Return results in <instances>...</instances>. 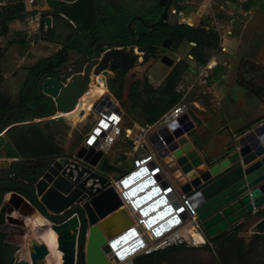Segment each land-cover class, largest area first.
Returning a JSON list of instances; mask_svg holds the SVG:
<instances>
[{
    "label": "water",
    "instance_id": "obj_1",
    "mask_svg": "<svg viewBox=\"0 0 264 264\" xmlns=\"http://www.w3.org/2000/svg\"><path fill=\"white\" fill-rule=\"evenodd\" d=\"M185 1L159 0L157 7L163 9V13L157 22L148 23L154 19L139 15L130 19L129 42L101 40L96 43L92 58L83 59L65 73L41 76L37 83L38 95L51 106V111L40 115L20 108L12 109L5 115L0 135L6 132L7 120L15 113H25L32 122L64 117L75 110L90 83L102 88L109 84V89L120 96L121 81L117 78L107 81V70L126 73L134 69L140 59L139 50H135L136 40L151 34L159 24H167L172 10L181 12V4ZM170 6L173 8L169 13ZM57 16L68 20L50 6L49 11H41L32 21L41 30L46 26L47 31H56L52 21ZM46 36L48 34H37L34 38L39 40ZM163 46L171 48L172 41L166 39ZM100 48L104 50L99 52ZM160 59L168 67L175 63L167 55ZM189 117L162 127L150 136L164 172L195 209L208 240L240 226V236L247 233L264 235V123L236 133L230 143L209 155L193 139L197 128L193 122L180 127ZM196 122L200 125L198 119ZM114 150L112 147L109 153ZM108 157L102 151L82 147L53 161L30 165L33 172L28 175L16 158H0V172L5 170L6 175L17 173L24 177V182L0 184V190L7 191L0 206V228L7 235L6 243L16 239L17 245H23L25 241H19L17 237L21 236L23 240L33 234L27 222L40 217L45 224L36 231L40 235L46 230L56 233V251L62 254L61 264H117L108 239L129 228L132 220L112 179L113 174L122 175L125 170L112 165ZM155 190L157 196L163 194L158 201L166 203L164 195L171 190ZM148 195L140 201L154 198L149 199ZM167 209L172 213L175 211L170 207ZM150 210H157V207L151 206ZM163 212L150 220H158ZM167 224L168 221L162 224V231L170 228ZM50 255L46 243L33 239L29 257L26 254L18 261L14 260V264H47Z\"/></svg>",
    "mask_w": 264,
    "mask_h": 264
},
{
    "label": "trees",
    "instance_id": "obj_2",
    "mask_svg": "<svg viewBox=\"0 0 264 264\" xmlns=\"http://www.w3.org/2000/svg\"><path fill=\"white\" fill-rule=\"evenodd\" d=\"M12 1L15 3L2 6L0 9V37L7 36L10 23L16 20L24 22L27 16L35 14L26 11L23 1ZM69 1H72V3L67 4L61 0H52L50 3L57 13L65 14L77 25L91 24L94 20H98V24H100V26L98 25L99 32L94 43L108 34L106 33L104 36L100 34L102 22H106L112 27L114 30L112 34L115 35L116 39H127L130 41L127 25L133 16L125 13L124 16L109 17L106 21H102L101 19L99 20L98 16L96 17L93 0ZM188 8L186 13H194L198 10L197 6ZM155 9L159 10L158 7H155ZM170 25L172 27L159 24L152 30L151 34L141 36L136 40L135 46L139 52L143 53V66L148 65L151 60L154 61V59L160 58L161 55L158 53L160 49L165 48L163 42L166 39L172 41V44H174L173 49L177 48L181 43L188 42L191 49L189 55L193 57L197 66L206 65L211 58V53L219 48V36L211 28L206 29L203 26L193 28L178 22L175 24L170 23ZM15 42L22 47L29 48L26 37L10 41L8 46L12 47ZM1 53L4 54V50ZM1 53L0 58L3 57ZM60 59V56L56 54L38 61L35 66L28 69V76L22 86V90L19 92L21 102H13L11 95L5 94L0 90V127L3 124L5 115L12 109L20 108L25 111L35 112L40 108L44 100L38 95V80L42 74L50 72L52 68L57 67ZM190 69L189 60L182 59L176 62L168 76L158 87L150 83L145 73L142 79H137L130 83L124 92L121 90L123 99L125 97V116L123 117L124 124H122V128L129 121H135L139 125H153L158 122L165 113L180 102L182 96L177 92V86ZM249 90L254 98L264 100V86L256 87L252 85L249 86ZM31 96L33 97V102L29 105L27 102ZM62 121H64L63 118L32 122V119L27 117L25 113L12 114L6 124V128L9 130L5 135L0 136V147L4 146L6 150L5 154L7 157L5 158L22 159L26 164L32 165L63 157L66 152L57 140V135L60 131L58 123ZM80 134L79 142L84 135ZM77 147L75 150H77ZM6 193V190H0V206ZM241 229L242 226L236 227L232 232H228L219 238L209 239L212 246L204 245L202 249L215 250L216 264H264V261H261L264 258V235H253L247 243V240L240 236ZM6 237L7 235L0 231V264H14L13 258L16 252L9 248L10 245L6 243ZM185 248L186 246H177L156 252L147 257H138L134 264H159L164 261L169 263L170 256ZM192 249H195V247H192Z\"/></svg>",
    "mask_w": 264,
    "mask_h": 264
},
{
    "label": "crops",
    "instance_id": "obj_3",
    "mask_svg": "<svg viewBox=\"0 0 264 264\" xmlns=\"http://www.w3.org/2000/svg\"><path fill=\"white\" fill-rule=\"evenodd\" d=\"M1 1L2 0H0V7H2ZM50 1L52 0H47V3L45 5H39L37 3V0H35V4L31 5L32 6L31 8L25 5V9L28 13H35V14L27 16L24 22L20 20H16L10 23V25L11 24L14 25L13 26L14 29L9 28L7 36L0 37V38H4L3 40H6L9 36H13L14 40H18L20 37H26V41L28 43L29 48L26 49L27 51L25 52V55L24 52L20 53V56L23 57L21 58L22 60H17V59L8 60V63L12 64L13 62L15 64L16 69L20 68L21 66H23V64H25V62H28L30 60H31L30 62L31 66H33L37 62L35 61V59L40 57L41 55L42 57H40L39 60L46 59L49 57L50 52L48 53V51L51 47L46 41L47 36L39 40H35L34 38V35L37 34L41 36L47 34L48 33L47 27L45 26L44 29L41 30L40 27L37 24L33 23L32 20L33 17L37 16V14H39L41 11L43 10L49 11L50 6L54 8L51 5ZM112 1H114L118 6H122L123 3H125V1L123 0H112ZM12 3L15 2L9 0L8 5ZM66 3L70 4L72 2H66ZM188 4L189 5L184 7V9L182 10L183 13L184 11L186 12L187 8L190 6H197L198 10L201 7L200 4L198 5V3L188 2ZM109 5H110L109 0H98L96 17L98 16L99 20L101 19L102 21H106L107 18L111 17L110 15L111 8ZM127 7L129 8V6ZM249 8H250L249 0H231V4L227 6L226 11H222L218 13L222 27V31H221L222 38L221 35L211 27V22L210 20L207 19V15L208 13H210L209 11L207 13H204L203 16L201 15L196 16V14H193L196 16V19L181 18L179 21V24H186L193 28H198L200 26H203L206 29L211 28L215 33H217L220 40L219 48L211 53V58H210L211 60L213 57H215L216 60L219 62V66L214 71L213 76L205 86L198 87L191 93L188 99V103L190 106V115H189L190 117L183 121V124L185 125H187V123L193 122L194 125L197 126L196 131L193 135V139L195 143L203 151H205V153L209 155H213L217 153L218 151L221 150V148H223L225 145L230 143L232 137L236 133L242 132L249 127H256L259 123H264V100L254 98L249 90V86L252 85H255L256 87L264 86L261 85L263 84L262 80L264 79V63L261 64L259 63V60H257L258 58L257 43L251 49L249 47L246 48V46L248 45L244 44L243 46L244 48L242 47L240 49L241 50L240 52L244 54L243 55L244 59L242 61H241V56H239L240 52L238 49L239 44L242 42V36L240 35L243 34L244 31H246L247 27L250 24L249 21L246 20V18L250 17L251 16L250 14L254 12L253 9L250 10ZM126 12L127 10H125V12H122V16H124ZM59 14L63 15L70 22V24H68L69 26H67L68 28H66L60 24L62 23L63 20L65 21L66 19L60 17L58 18L54 17L52 24H53V28L54 27L56 28V31L53 30V32L59 33L62 36V34L66 35L69 29H71V27H74V24H72L73 21L70 20L65 14L63 13H59ZM139 16L152 19V17L147 16V13L145 15L140 14ZM174 16L176 15L172 16L170 14L169 19H171ZM169 19L167 20V24H169L168 23ZM151 22H153V20ZM240 23H242L243 28ZM103 25L104 22H102L101 24L102 31H103ZM223 29H225V31H223ZM29 34H31L32 36H29ZM224 34H227L228 37H231L226 44L224 43L223 40ZM221 45L224 48H226L225 52L221 51ZM135 50L138 51V48L136 47ZM139 53H140L139 54L140 59L138 62L142 64L143 53L141 52ZM220 55L224 57L223 60L219 59ZM3 57L1 59H3ZM28 58H30V60ZM189 58L193 60L192 56H189ZM159 62H161V59ZM190 65H191V69L189 72L185 74V77L182 81H190L194 78L195 68L197 67V65L195 64V62L190 63ZM31 66H28L27 70ZM172 67L170 68L172 69ZM217 70H222L221 76L220 77L218 76L220 79L216 77ZM145 72L146 74L149 72L148 67H146ZM2 79H5L4 75ZM162 82L158 83L156 86L153 85L151 82L150 83L153 86L158 87L159 85L162 84ZM254 83H256L257 85ZM120 97H122L123 99L122 92ZM78 105L79 103L77 104V106ZM81 109H82L81 106H79L75 112L65 116L70 118H78ZM196 119L199 120L200 125H197ZM139 126H141L139 125V123L135 121H129V123H127V125L123 128L124 134L121 140L115 146V150L111 153H109L110 150L104 152L106 156L107 155L110 156V158L109 157L108 158L111 159V164L123 171L126 169L118 161L115 162L114 154L116 152L117 147L120 145H123L128 149L132 148L131 140L133 134L136 132ZM8 130L9 129H7L6 132ZM6 132L3 135H5ZM5 153H6L5 147L4 146L0 147V158L7 157ZM139 155L140 158L144 155V153L140 152ZM130 162L132 163L131 159ZM159 164H161L160 160H159ZM160 173H162V171H160ZM162 176H164L168 182L170 180L172 185L175 183L171 179V177L167 175V173L166 174L163 173ZM174 185H173L174 187L173 192L175 191L176 194H179V192L177 191L178 188L175 187ZM30 228L32 229V227ZM32 231L34 230L32 229ZM34 235L35 236L33 237H35L36 240L39 239L35 233ZM243 236L244 234L241 237ZM252 236L250 235L249 239L245 237L243 238H245L248 243ZM21 257H18V259L20 260ZM263 260L264 259H262L261 261ZM54 264H58V262Z\"/></svg>",
    "mask_w": 264,
    "mask_h": 264
},
{
    "label": "built area",
    "instance_id": "obj_4",
    "mask_svg": "<svg viewBox=\"0 0 264 264\" xmlns=\"http://www.w3.org/2000/svg\"><path fill=\"white\" fill-rule=\"evenodd\" d=\"M8 2L9 0H2L1 5L7 6ZM28 2L30 5L35 4V0H28ZM188 2L190 1L187 0L183 2L181 7L184 8L189 5ZM230 4L231 0H207L206 6L210 12L207 15V19L210 20L211 27L220 35L222 27L218 13L226 11L227 6ZM175 14L182 15V12L174 9L172 10L171 15ZM221 51H226V48L222 45ZM218 66L219 62L215 57H213L208 64L197 66L195 68L194 78L190 81H181L177 86V92L182 96L180 102L165 113L155 124L139 126L133 134L131 140L132 151H125L123 153L125 158L131 159L134 166L131 170H125V173L120 175L119 180L114 181L113 185L120 192L124 201V207L128 211L132 223L129 228H125L112 238L108 239V246L112 254L117 259V264H134L138 257L149 256L156 252L177 246L201 247L206 244H211L198 222L195 209L191 207L181 193L176 194L175 191L173 192L174 187L170 180L168 182L167 179L162 176L163 173H166L164 172L161 164H159L158 152L153 148L150 136L153 133L158 132L162 127H168L173 122L179 121L190 115L188 99L191 93L198 87L205 86L213 76V73ZM106 77L108 81V79L112 78V75L107 74ZM92 85L93 84L90 83L88 91L81 97H86L87 100L82 103V109L79 113V119L81 120L78 121L84 125L90 118L89 123L91 124V129L82 136V140L79 143L77 150L82 147H86L87 149L94 150L95 152H107L112 147L117 145L124 134V129L122 128L123 117L125 116L124 100L122 97L116 95L114 91L109 89V84L106 89L97 85ZM92 87H95L98 90V94L94 97L90 94ZM183 125L184 124H181L180 127ZM140 152H143L144 155L140 158H136V154H139ZM16 161L18 164L22 163L21 159L16 158ZM142 167H145L147 175L140 180L133 181L132 177ZM160 171H162V173H160ZM13 176L15 177V174H13ZM150 179L153 182L152 186L145 189L140 188L141 185L145 184V182ZM22 181L24 180L21 179V181H16V183ZM124 183L130 185L125 188ZM120 184H123V193L119 190ZM152 188H156L161 192L171 191L164 195L167 200L165 206H159L157 210L149 211L150 207L154 205V202H158L159 197L163 195L160 194L149 201L141 202L140 200L144 199V197L152 192ZM133 190H136L137 193L136 196L131 198L135 200L131 201L126 198V195L130 194ZM138 202H141L142 204L136 205ZM135 205L139 206V210L134 207ZM167 207L178 211H174L171 218L173 216H179V225L174 226L176 228L170 230L167 229V231L162 234L150 230L152 227L149 228L147 226V219L149 217H156L158 215H156V213L164 211ZM140 210L144 211L145 214H149L143 215ZM179 211L184 212V214L180 215L181 213ZM189 226L195 227V231L204 238L203 244H198L190 233L183 232V229H186ZM127 236L129 239H126V241H129L124 243L123 239ZM113 245L117 246L118 249L114 250L115 248H113ZM127 247H130L129 251H131H128V254L125 255L124 258L119 257L118 252L127 249Z\"/></svg>",
    "mask_w": 264,
    "mask_h": 264
},
{
    "label": "rangeland",
    "instance_id": "obj_5",
    "mask_svg": "<svg viewBox=\"0 0 264 264\" xmlns=\"http://www.w3.org/2000/svg\"><path fill=\"white\" fill-rule=\"evenodd\" d=\"M19 1H23L25 3V5L29 8L32 7L29 4L28 0H19ZM189 1L192 3H198V5L199 4L201 5L198 12L197 13H186L184 11V13H183L181 11L182 15H176V16L172 17L171 19H169L171 24H175L177 22L179 23L181 18L196 19V16H198V15L203 16L204 13L208 12L209 9L206 6L207 0H189ZM37 3L39 5H45L47 3V0H37ZM125 3L127 4V6H129V8L126 6V10H127L126 13L129 16H134L136 14L145 15L147 13V16L152 17L153 19H158L160 17L159 16L160 9L159 10L155 9V7L157 6L156 0H126ZM249 4H250L249 9L250 10L253 9L254 12H252V14H250L251 15L250 17L246 18V20L249 21L250 24L247 27L246 31H244V33L240 35V36H242V42L239 44L238 49L240 52L241 51L240 49L244 46V44L248 45V46H246V48L249 47L251 49L257 43V46H258V49H257L258 50V52H257L258 58H257V60H259V63L263 64L264 63V0H250ZM193 14H196V16ZM169 21H168V23H169ZM170 23L169 24L163 23V24L172 27V25H170ZM60 24L63 25L62 23H60ZM240 24L242 25V23H240ZM13 26L14 25L9 24V28L14 29ZM242 28H243V25H242ZM223 31H225V29H223ZM109 32H114V30L112 29V27L110 25H108L106 22H104L103 31L101 30L100 34H102L104 36L106 33H109ZM108 35H111V34H108ZM111 37L115 38V35L112 34ZM230 38L231 37H228L227 34H224V37H223L224 43L226 44L228 42V40H230ZM3 39L4 38H0V49H1L0 53H1V51L4 50V54L1 53L2 56H4V57H3V59L0 58V90L5 94L11 95L12 101L18 103V102H21V100H20L21 97H20L19 92L22 90V86H23V84L27 78V75H28L27 68H28V66H31V63H30L31 60H30V58H28L30 61L25 62V64H23V66L16 69L15 64L13 62H12V64L8 63V60L9 59L22 60L21 58H23V57L20 56V53L24 52V55H25V52L27 51L26 50L27 47H22L17 42H15V44H13L12 47H9L8 43L10 41L14 40L13 36H9L6 40H3ZM73 42H75V39L72 41V43ZM173 45L174 44H172L171 48H169V49H166V48L160 49V51L158 53L161 55L160 58L164 55H167L175 61V64H176V62H178V59H180V60L186 59L187 61L190 60V63L194 62L192 59L189 58V56H190L189 52L191 49H190V45L188 42L181 43L175 49H173ZM61 47L62 46H60L59 44H55L54 46H51V48L48 51V53L50 52L49 56L53 53L61 51ZM236 53H238V52H236ZM43 55H45V54H43ZM243 55L244 54L240 52L239 56H241V61L244 59ZM40 57H42V55ZM40 57L36 58L35 61L38 62ZM160 58L158 57V58L154 59V61L151 60L149 62V64L145 65V66H143L140 62H138L136 64L135 68L132 69L128 74L129 83L127 82V85L132 83L134 80L142 79V76L145 75V73H146L145 72L146 67H149V66H150L148 68L149 72L146 74L149 77L148 78L149 81L155 86L158 83L164 81V79L170 73L171 68L167 67L162 62H159ZM223 58L224 57L220 55L219 59L223 60ZM221 73H222V70H217L216 71V74H217L216 77H218V76L220 77ZM3 75L5 76V79H2ZM262 81H263V84H261V85H264V79ZM254 84H256V83H254ZM32 98H33L32 96L28 98L27 103L29 105L32 104V102H33ZM123 100H125V97ZM59 117H61V116H59ZM58 119L59 118L54 119V120H58ZM63 119H64V121L58 123V125L60 127V131L58 132L57 140L60 143V145L64 147V150L66 152L65 155H70L74 151H76L75 149H76L78 142H79V136L81 135L80 133L86 134V132H88L91 129V124L89 123L90 118L87 122H85L84 125L82 123L78 122L81 120V119H79V117L78 118H70V117L64 116ZM91 120H92V118H91ZM125 151H132V149L131 148L128 149L127 147H125L123 145L118 146L116 149V152L114 154V160H115V162L118 161L119 163H121L126 170H131V169H133L134 165H133V163L130 162V158H125L123 156V153ZM139 154H136L135 157L139 158V156H140ZM24 163H25L24 160H22V163L19 165H21V167L25 168V174L28 175L30 173L29 172L30 168L28 166H26L28 164L24 165ZM13 174H15V177L13 176ZM119 177H120V175H118V174L112 175V179L114 181H118ZM21 179H24V177H22L21 175H19L17 173H10L9 175H6L5 170H3V172L2 171L0 172V182L16 183V181H21ZM22 182H24V181H22ZM28 223L30 224L31 221H28ZM0 231H2L1 228H0ZM33 232L35 233V231H33ZM34 233L29 235V237H27V238H23V240H22L21 236H18L17 238L19 241H25V243L21 246L17 245L16 239L11 240L9 243V245H10L9 248L15 250V252H16L15 255H17L18 257H21V256L24 257V256H26V253H27V256L29 257V249H30V245H31V240L36 239L35 237H33V236H35ZM243 237L249 239L250 235L247 233V234H244ZM207 243H209V242H207ZM206 245L212 246V244H206ZM52 252H53L52 256L57 255L56 251H52ZM23 257H21V258H23ZM144 257H147V256H144ZM49 260L51 262L57 261L54 257L50 258ZM40 264H42V262ZM159 264H216L215 250H207V249L205 250V249H202V246L201 247H199V246L195 247V249H192L191 246H186V248L184 250L170 256L169 263L164 261V262H161Z\"/></svg>",
    "mask_w": 264,
    "mask_h": 264
},
{
    "label": "flooded vegetation",
    "instance_id": "obj_6",
    "mask_svg": "<svg viewBox=\"0 0 264 264\" xmlns=\"http://www.w3.org/2000/svg\"><path fill=\"white\" fill-rule=\"evenodd\" d=\"M62 2H72L69 0H61ZM78 1V0H76ZM75 1V2H76ZM94 1V5H95V10L97 12V4H98V0H93ZM126 1V0H123ZM174 1V0H173ZM110 3V8H111V17H120L122 16V12H125L126 10V3H123L122 6H118L114 1L109 0ZM159 0H156V4L158 5ZM69 4V3H67ZM71 4V3H70ZM173 7L170 6L168 11L170 13L171 9ZM163 13V9H160L159 11V16H161V14ZM170 16V14H169ZM160 18V17H159ZM159 18L157 20H154L153 22H148V23H154L157 22L159 20ZM62 24L64 27L68 28L67 26H69L68 24H70L69 20H63ZM74 27H71V29H69L68 33H66V35L62 34V36L59 33L53 32V30L48 31V36L46 37V41L48 42V44L51 46H54L55 44H59L61 47V51H58L56 53L51 54L49 57L58 54L60 56V62H58L57 67L52 68L50 70V72H46L45 74H49V73H65L67 71H69L75 64L79 63L80 61H82L83 59L86 58H92L94 56V48L97 42L99 41H108V40H118L115 38H112L111 35L113 32H109L108 35L106 34V37L98 40L97 42L94 43L95 38H97V33L99 32V27H98V20H94L91 24H81V25H77L75 23ZM72 25V24H71ZM108 35V36H107ZM75 39V42L72 43V41ZM124 42H129L127 39H122ZM94 43V44H93ZM104 48H100L99 52L103 51ZM40 61V60H39ZM38 63V62H36ZM36 63L33 65L35 66ZM31 66V67H33ZM42 71V70H40ZM130 72V71H129ZM129 72L123 73V72H119L116 70H113L111 68H109L107 70V73L109 75H112V78H117L121 81L122 87L121 90H124L128 87L127 82L129 83V78H128V74ZM45 74H42L45 75ZM41 78V77H40ZM39 78V79H40ZM124 80V82H123ZM39 81V80H38ZM43 106L40 107L38 110H36V113H47L51 111V106L46 102H42ZM26 165V163L24 164ZM28 166L29 172H33V168H31L30 164L26 165ZM53 255V253H52ZM50 258H55L59 263V259L58 255L56 256H52ZM14 259V258H13Z\"/></svg>",
    "mask_w": 264,
    "mask_h": 264
},
{
    "label": "bare ground",
    "instance_id": "obj_7",
    "mask_svg": "<svg viewBox=\"0 0 264 264\" xmlns=\"http://www.w3.org/2000/svg\"><path fill=\"white\" fill-rule=\"evenodd\" d=\"M171 14H172V12H171ZM175 15H177V14H175ZM173 16V15H172ZM94 85V84H93ZM92 85V86H93ZM107 88V87H106ZM106 88H104V89H106ZM98 90L95 88V87H92V89H91V91H90V94H91V96H96L97 94H98V92H97ZM87 100V98L86 97H83V98H81L80 100H79V105L75 108V110L74 111H72V112H70V113H68V114H65V115H69V114H71V113H73V112H75L77 109H78V107L79 106H81V108H82V103L84 102V101H86ZM84 120V119H83ZM145 167H142L137 173H135V175L132 177V180L133 181H135V180H140V179H142V178H144L146 175H147V173H145ZM130 185V184H129ZM129 185H127L126 183H124V186H125V188L126 187H128ZM153 185V182H152V180L150 179V180H148V181H146L145 182V184H143V185H141V187L140 188H142V189H145V188H147V187H149V186H152ZM156 188H152V192H150V194L148 195V198L149 199H151V198H153V197H155V196H157V191L155 190ZM119 190L123 193L124 192V190H123V184H120L119 185ZM136 190H133V191H131L130 192V194H128V195H126V198L128 199V200H131V201H134L135 199H131V198H133V196H136ZM144 201V200H143ZM147 201V200H146ZM157 202V201H156ZM139 204H142L141 202H138V203H136V205H139ZM134 206L137 210H139L138 208H139V206ZM166 205V203L163 201V200H161V201H158L156 204H154V205H152V207H154V208H156L157 207V209H158V207L159 206H165ZM124 209V208H123ZM141 211V210H140ZM142 212V214L144 215L145 214V212L144 211H141ZM160 213V212H159ZM159 213H156V215L157 214H159ZM181 214L180 215H182V214H184V212H180ZM147 214H149V213H147ZM147 214H145V215H147ZM173 213L170 211V209H165L164 210V212L162 213V214H160V217L158 218V220H153V221H151L150 219L151 218H153V217H149L148 219H147V226L150 228V227H152L150 230H152V231H154V232H156V233H159V234H162L163 232H165V231H167V229L166 230H163L162 231V228H164V226H162V224H163V222L164 221H168V224L167 225H169L170 226V228L168 229V230H170V229H173V228H176V227H174V226H177V225H179V222H180V220L178 219L179 218V216H173L172 218H171V215H172ZM155 215V216H156ZM161 216H164V217H161ZM29 221H31V223L29 224L28 222H27V226H32V229L35 231V234H36V236L39 238L38 240L39 241H43L44 243H46L47 245H48V247H49V249H50V251H51V255H52V251H56V246H57V235H56V233L54 232V231H52V230H46V231H44V233L42 234V235H40L37 231H36V228L37 227H39V226H41V225H44L45 224V221L42 219V218H40V217H38L37 219H30ZM195 226V225H194ZM184 231V233H190L191 235H192V237H194L195 238V240L198 242V244H203L204 243V238L203 237H201L200 235H199V233H197L196 231H195V227H193V226H189V227H187L186 229H183ZM37 232V233H36ZM126 239H129V237L127 236V237H125L124 239H123V241H124V243H126V242H128V241H126ZM113 248H115L114 250H116V249H118V247L117 246H115V245H113ZM129 248L130 247H127V249H125V250H123V251H120V252H118V256L119 257H121V258H124V256L125 255H127L128 253V251H129ZM131 251V250H130ZM129 251V252H130ZM56 253H57V255H58V257L60 258V261H59V263L58 264H61V256H62V254L61 253H59L58 251H56ZM27 254V253H26ZM51 255L47 258V264H53V263H55V261L54 262H51L49 259H50V257H51ZM14 260L15 261H18L19 259H18V257H17V255H15L14 256Z\"/></svg>",
    "mask_w": 264,
    "mask_h": 264
}]
</instances>
